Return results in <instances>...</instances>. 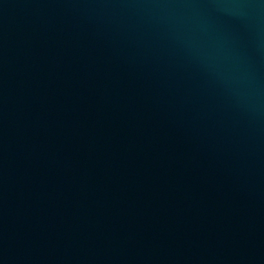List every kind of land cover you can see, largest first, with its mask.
I'll return each mask as SVG.
<instances>
[{
  "label": "water",
  "instance_id": "water-1",
  "mask_svg": "<svg viewBox=\"0 0 264 264\" xmlns=\"http://www.w3.org/2000/svg\"><path fill=\"white\" fill-rule=\"evenodd\" d=\"M0 264H264V0H0Z\"/></svg>",
  "mask_w": 264,
  "mask_h": 264
}]
</instances>
